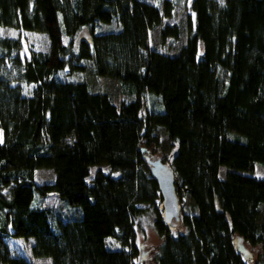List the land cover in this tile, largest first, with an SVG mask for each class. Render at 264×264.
I'll return each instance as SVG.
<instances>
[{
	"label": "trees",
	"instance_id": "16d2710c",
	"mask_svg": "<svg viewBox=\"0 0 264 264\" xmlns=\"http://www.w3.org/2000/svg\"><path fill=\"white\" fill-rule=\"evenodd\" d=\"M174 10V0H0V264H33L9 236L51 264H145L135 232L148 213L156 264H247L234 234L264 250V0H190L183 23L163 22ZM157 26L161 42L183 33L174 54L150 45ZM24 31L48 48L24 52ZM156 127L172 148L162 161L181 230L162 217L142 151ZM40 168L51 181L36 182ZM52 192L70 216L42 205Z\"/></svg>",
	"mask_w": 264,
	"mask_h": 264
},
{
	"label": "rangeland",
	"instance_id": "374dc122",
	"mask_svg": "<svg viewBox=\"0 0 264 264\" xmlns=\"http://www.w3.org/2000/svg\"><path fill=\"white\" fill-rule=\"evenodd\" d=\"M157 3H161V0H153ZM175 1V10L173 17L170 19H163V22H177L183 23L184 17L188 11V6L190 0H174ZM159 26L152 29L149 34V43L152 47L161 49L170 54H174L180 44L183 42V33L179 38L173 40L167 38L163 42L159 40L158 36ZM21 39L23 41L24 52H28L30 49H47L48 48V40L46 35L33 31H24L21 33ZM87 38V33L85 29H82L78 35V39ZM77 39V40H78ZM90 81L92 82L93 88H101L109 92V94L113 97L114 101H118L123 94L119 92V87L115 80L106 78V77H95L93 75H88ZM155 101L150 95H147L143 102V107L141 108L140 114L142 116L145 115L148 108L152 107V102ZM154 134L156 135V139L158 143H153L146 148H143V153L149 156L152 159L160 158L161 160L166 159L172 152V148L170 142L167 137L166 131L162 127H156L154 129ZM94 171V167H90V175ZM226 168L221 166L219 173L220 175H224ZM253 174L257 176H263V169L260 166H255ZM53 178V173L51 169L40 168L35 171V180L38 183L51 181ZM182 200L190 203V199L187 195H182ZM179 205L180 200L177 196ZM42 205L44 207L52 209L55 216L59 214H65L64 216L71 215V209H69L66 205L63 204V201L60 199L59 195L56 193H48L44 200H42ZM261 219H264V206L261 209L260 213ZM171 226L178 230L183 229L181 222L178 219H172L170 222ZM136 244L139 249V253L135 259V261L143 262L145 264H156L153 259V254L155 247L159 242V236L154 229L153 226V214L148 213L141 216L140 224L136 227L135 232ZM234 245L236 250L240 253L242 258L245 260L247 264H264V250L260 245H252L248 243L246 240L242 239L238 234H234L233 237ZM12 252L16 254H22L26 256L33 264H51L49 258L47 257H35L31 254L30 245L32 243L31 239L25 240L20 237L9 236L7 239ZM106 245L110 248H117V242L111 238H106Z\"/></svg>",
	"mask_w": 264,
	"mask_h": 264
},
{
	"label": "water",
	"instance_id": "95a60500",
	"mask_svg": "<svg viewBox=\"0 0 264 264\" xmlns=\"http://www.w3.org/2000/svg\"><path fill=\"white\" fill-rule=\"evenodd\" d=\"M150 174L155 178L161 196L162 217L165 222L179 219L180 205L174 187V175L170 165L160 158L146 156Z\"/></svg>",
	"mask_w": 264,
	"mask_h": 264
}]
</instances>
